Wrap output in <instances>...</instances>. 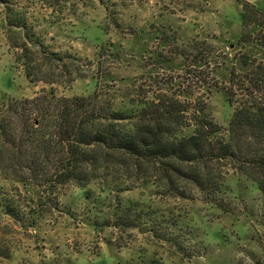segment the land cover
Listing matches in <instances>:
<instances>
[{
    "label": "rangeland",
    "instance_id": "374dc122",
    "mask_svg": "<svg viewBox=\"0 0 264 264\" xmlns=\"http://www.w3.org/2000/svg\"><path fill=\"white\" fill-rule=\"evenodd\" d=\"M242 3L264 8V0H0V105L43 86L30 82L14 63L16 50L7 37L21 32L23 41L29 29L49 49L80 58L86 76L67 87L57 85L59 94L87 96L98 82L104 91L112 84L122 88L119 95L135 88V99L153 96L163 86V74L172 69L182 76L183 65H189V78H205L209 91L199 88L205 90L202 99L226 128L233 108L223 86L235 58L260 56L255 35L239 43L247 31ZM19 24L24 29H17ZM161 50L166 63L158 56ZM122 100L118 96L117 105ZM132 184L120 198L155 210L158 219L175 220L173 241L138 228H96L100 209L113 205L102 185L63 186L54 203L0 170V264H264V194L244 175L231 171L227 177L229 212L203 201L197 190L180 199L158 186ZM97 198L100 204L93 202Z\"/></svg>",
    "mask_w": 264,
    "mask_h": 264
},
{
    "label": "trees",
    "instance_id": "16d2710c",
    "mask_svg": "<svg viewBox=\"0 0 264 264\" xmlns=\"http://www.w3.org/2000/svg\"><path fill=\"white\" fill-rule=\"evenodd\" d=\"M260 12L264 8L242 3L241 22L247 31L239 43L251 42L255 35L260 56L235 58L223 86L233 108L226 128L202 99L205 90L199 88L209 91L205 78L200 74L189 78V65H183L185 76H174L172 69L163 74V86L153 90V96L144 93L135 99V88L119 95L122 88L112 84L104 91L98 82L87 96H66L59 94L57 85L67 87L86 76L80 58L49 49L29 29L24 30L23 41L21 32L17 37L7 34L16 50L14 63L30 82L43 86L30 97L0 105L4 178L35 187L40 197L54 203L63 186L97 183L109 190L113 205L100 209L93 222L96 228H138L165 241H173L178 223L158 219L155 210L142 203L123 202L119 193L130 190L132 183L158 186L165 195L180 199H189L197 190L203 201L225 212L230 211L225 183L231 171L253 181L264 194V18L259 20ZM21 28L19 24L17 29ZM158 56L166 63L163 50ZM118 96L126 99L121 105ZM98 200L93 202L100 204ZM9 205L10 215L19 219Z\"/></svg>",
    "mask_w": 264,
    "mask_h": 264
}]
</instances>
